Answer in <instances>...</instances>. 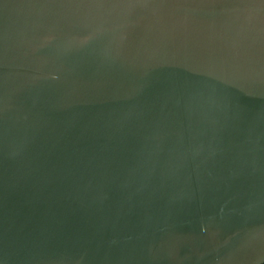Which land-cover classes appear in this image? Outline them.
<instances>
[{
	"label": "water",
	"instance_id": "water-1",
	"mask_svg": "<svg viewBox=\"0 0 264 264\" xmlns=\"http://www.w3.org/2000/svg\"><path fill=\"white\" fill-rule=\"evenodd\" d=\"M0 264H264V0H0Z\"/></svg>",
	"mask_w": 264,
	"mask_h": 264
}]
</instances>
